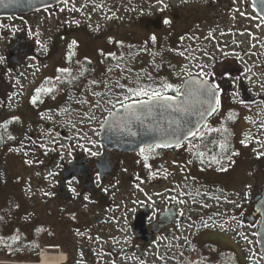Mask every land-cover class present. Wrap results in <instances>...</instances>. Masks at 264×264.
<instances>
[{"label": "flooded vegetation", "instance_id": "af4514ba", "mask_svg": "<svg viewBox=\"0 0 264 264\" xmlns=\"http://www.w3.org/2000/svg\"><path fill=\"white\" fill-rule=\"evenodd\" d=\"M78 1L80 0H70L53 9L39 11L29 16L0 18V57L3 58L0 60V101L4 104H7V100L19 101L17 110L21 116L17 117L18 120L11 121V125L15 124L19 130L17 143H24L25 147H30L29 155L35 153L41 156L46 164H60L58 175L49 188L48 198L44 202L37 200L40 197V190L34 189L30 190L32 196L28 198L22 195V200L17 201L10 195L6 202H13V206L21 204L24 213L28 210L46 212L41 221L36 220L37 225L48 224L49 213L52 224L56 226L65 225L71 229H78L80 227L77 225L81 224L86 228H94V232L89 233L88 237L102 243L99 250L101 259L111 258L112 262H115L114 260L118 261L120 258L121 251H126V248L119 247L120 242L115 248L117 251L111 250L113 246L110 247L109 241L115 240L117 229L103 225L106 223L103 221L98 227V221L103 218L102 213L118 210L119 207L114 205L115 201L112 200L117 185L123 187L134 179V186L139 187L135 191L141 190L149 195L147 202L140 203L141 207L133 213L127 229L128 239L132 241H126L127 250H132V246L137 244L146 249L157 240L168 239L173 232H177L183 214V206L177 200L178 198L183 200L185 197L180 183L185 177H196L193 167L201 173L198 177L204 176L203 172H206L199 166L198 162L201 163V159L196 152L206 143L203 134L225 133L239 128L247 132L264 133V87H261L264 83V22L255 12L250 0H159V2L114 0L115 9L123 10L129 15L127 18L124 17V23L114 18L113 21L117 25L111 31H107L110 33H105L100 38H94L95 35L90 38L91 35L86 32L88 24H84L80 31L70 30L61 25V28L47 30L46 34L51 37L50 43L44 44L43 40L39 39L45 35L42 32L45 33L47 21L43 16L57 14L62 7L74 8ZM94 2L96 4L98 0ZM105 2L103 4H106ZM38 18L42 19L38 21ZM56 25L60 27L59 24ZM134 32H146L145 38L150 40L151 46L157 43L160 37L162 43L167 44L166 50L177 49L180 54L179 61L182 64L186 61L182 68L186 65L191 66L190 73L193 78H198L202 71L211 73V76L205 78L220 86L218 111L206 121L195 138L180 147L164 150L154 146L144 148L143 152L138 150L134 153H125L107 150L100 142L105 119L110 112L121 108L117 99H123L125 89L120 90L118 84L132 87L137 84L146 85L145 81H137L136 67L138 63L150 64L144 67L145 79L152 63L147 59L143 62L122 60L129 57L125 48L129 50L135 45L132 44L136 42ZM186 32H189V35H186ZM204 32L209 33L205 36ZM210 32H222V35L217 38ZM110 36L115 38L117 36L124 43L122 45L119 42L117 51L108 43ZM153 36L156 37L154 43L151 39ZM186 40L189 42L185 45ZM72 41L81 45L89 42L88 44L98 45L101 49L94 48L90 52V48L81 46L76 50L77 44L73 45ZM39 47L40 50H45L44 55L39 54ZM71 48H74L76 53L82 51L84 55L94 58L102 54L106 57L117 55L119 59L113 63L82 58L67 61L65 56L70 54ZM66 53L68 54L65 55ZM189 61L194 63L189 64ZM171 63H179L178 58ZM173 65L170 64L168 67ZM37 66L40 71L35 74L32 69ZM61 69L68 71L61 72ZM181 70L182 75L178 80L172 70L164 72L162 78L174 87L181 86L188 79V74ZM25 73L32 75L27 82H24L28 78L24 76ZM138 77L142 78V75ZM48 88L50 91L47 92ZM37 89L41 91L37 93ZM165 94L175 95V92L170 89ZM33 97H37L36 103L32 102ZM47 112H53L54 117L48 120L40 118ZM240 121L242 126L239 125ZM91 129L97 133V142L91 143L94 148L81 141ZM42 132L49 133L58 141L50 145L51 150L48 152L43 150L47 145H42ZM220 145L221 142H215L211 152L216 150L220 153ZM85 149L98 154L92 156ZM189 159L190 162H187ZM258 161L259 168L256 171L259 173V181L254 186V198L263 194L264 186V155L261 159L258 158ZM228 166L220 169L219 173L228 170ZM182 168L186 170V176H183ZM132 174L141 179L142 183H137L136 177ZM44 175L36 176L37 183L43 186L47 180ZM155 176L161 177L159 181H148ZM169 178L176 182H169ZM214 180H217V176L212 174L211 177L199 181L212 186L216 184ZM207 181L214 183L208 184ZM222 181L223 184L220 186L224 188L223 193L230 194L231 190L227 189L226 181ZM149 190L160 191L162 196L173 195L175 198L164 204L165 206L162 205L161 211L156 212L153 209V197L160 195L159 192L150 195ZM193 196L197 198L198 195L194 193ZM24 201L26 205L23 204ZM253 207L254 205L251 213ZM126 211L128 207L124 213ZM144 214L147 216L146 230L139 236L135 224L137 218ZM246 217L248 215L244 218ZM258 219L259 217L256 221ZM91 221L95 222V226L91 225ZM182 235L185 241L187 239L185 233ZM70 259L71 256H67L65 264H68Z\"/></svg>", "mask_w": 264, "mask_h": 264}, {"label": "rangeland", "instance_id": "374dc122", "mask_svg": "<svg viewBox=\"0 0 264 264\" xmlns=\"http://www.w3.org/2000/svg\"><path fill=\"white\" fill-rule=\"evenodd\" d=\"M86 1H78L75 7L71 9L59 8V12L54 15L45 14L43 17L47 22H45V33L42 32L45 35L40 36L39 39L43 40L44 44H49L51 37L46 33L50 29L54 30L64 25L70 30L77 29L80 31L85 26L84 24H88L86 32L91 35L89 36L90 38H93L92 35H95L94 38H100L105 33H110L107 31H111L117 25L113 21L114 18L116 21L119 19L118 22L124 23V17L127 18L129 15L123 10L117 11L114 6V0H107V2L98 0L96 4H94L96 0ZM103 2L106 4H103ZM61 12H63L62 15H60ZM72 18L75 20H72ZM41 19L38 18V21ZM56 24H59L58 26L60 27H57ZM207 33L209 32H204L203 34L206 36ZM146 34V32H134L133 35H136V42H132V44L135 45L129 50L125 48L129 57L126 59L122 58V60L131 59L134 62L135 60L143 62L147 59L152 63L147 70L149 74H146L147 77L144 79V67L150 64H144V62L139 64L137 62V74L138 76L142 75V78L137 76V81H145L147 86L159 88L166 83L164 78H162V74L168 70L174 72V77L177 80L182 75L181 69H183L185 74L192 72L190 65L182 68L186 61L183 64L179 61L180 54L177 49L166 50L167 44L162 43L160 37H158L157 43L155 42L151 46L150 40L145 38ZM154 34L156 33L154 32ZM210 34H214L215 37L219 38L222 32H210ZM186 35H189V32H186ZM186 41L185 45L189 42ZM119 42L122 45L124 44L122 39L117 36L116 38L114 36L108 38V43L116 51ZM88 43L82 45L76 43V50L81 46H87V48H90V52L94 48L101 49L98 45L95 46ZM38 49L40 50V47ZM71 50H69V55H67L68 53L65 54L67 55L65 56L67 61H76L82 58L100 62L105 60L113 63L119 59L117 55L106 57L102 54L94 58L93 56L84 55L82 51L76 53L74 48H71ZM44 52L45 50L41 49L39 54L44 55ZM105 52L106 50L103 51V53ZM177 58L179 63H171L176 61ZM193 63L189 61V64ZM170 64L174 65L168 67ZM32 71L38 74L40 69L37 66ZM24 76L28 77L24 81L27 82L32 75H26L25 73ZM148 77L149 79H147ZM11 79H13L12 76ZM19 82H21L20 79ZM119 88L120 90L122 89L121 87ZM48 90L49 88L47 92ZM18 107V100H7V104L0 101V264H39L40 258L38 256L43 250H48L52 254L63 252L67 256H71L72 259H70L68 264H264L256 235L259 219L256 226H251L245 222L244 218L246 215L248 217L251 215V209L254 205V186L259 181V173L256 171L259 168L257 161L258 158L261 159V156L264 155L263 132L253 133L239 128L225 133L203 134L206 137L204 138L206 143L196 152L201 159V163L198 162L199 166H202L207 173L203 172L204 176L198 177L201 173L198 172L197 168L193 167L196 177L192 176V178H189V176L182 180L180 184H182L184 189L183 194L185 197L183 200L182 198L177 200L183 201V203H180L183 206V214L177 232H173L168 239L157 240L146 249L137 244L134 247L132 246V250H127L126 241H132L128 239L127 230L132 215L137 208L141 207L140 203L147 202L149 195L141 190L135 191L139 187L134 186V179L123 187L122 185H117L115 188L116 193L115 196L113 195L112 200L115 201L113 204L119 207L117 208L118 210L116 212L109 210L102 213L101 216L103 218L98 221V227L101 226L103 221L106 222L103 225H109L117 229L115 240L109 241L110 247L113 246L111 250L117 251L115 248L120 242L119 247L125 246L126 248V251H121L122 254L118 261L114 260L115 262H112L111 258L101 259L99 250L102 243L88 237L89 233L94 232V228H86L81 224L77 225V227H80L78 229H71V227H65V225L56 226L52 224L49 213H47L48 224H43L44 226H42L39 223L40 225H37L36 220L41 221L46 212L28 210L27 213H24L23 208L20 206L21 204L19 205L18 203L13 206V202H6L8 201L7 197L10 195L17 201L22 200V195L27 196V198L30 197L32 196L30 191L32 189L40 190V197L37 200L44 202L48 198L46 193L53 185L60 169V164H46V161L41 156L35 153L32 154L33 156L29 155L31 154L29 152L30 147H25L24 143H17L19 130L15 124L11 125V121H16L18 120L17 117L21 116L17 110ZM14 110L17 111L13 113ZM53 117V112H47L40 116L43 120L52 119ZM69 118L71 119V117ZM239 123L242 126V121ZM2 126L5 127L2 128ZM92 130L87 132L86 138L80 139L83 143L90 145V147H93L91 143L97 142V133ZM42 133V145H47L45 148L43 147V150L48 152L51 150L50 145L58 141L49 133ZM28 138L29 135H27ZM217 141L221 142L220 147L223 146L221 147V152L218 153L214 150L212 153L211 148ZM241 141H245V143H241ZM19 146L24 148L18 149ZM25 151L27 154H23ZM27 161H32V163ZM180 162L183 163L184 161ZM187 162H190V159ZM227 165H229L228 170L220 174V169L227 167ZM49 173H53V175H49ZM182 173L183 176L187 175L186 170L183 168ZM212 174L217 176V180H214L216 184L208 186L205 182L199 181L203 178L211 177ZM42 175L47 177V180L43 183L44 186L36 181V176L41 177ZM132 175L136 177L134 174ZM159 178L161 177L155 176L148 181H159ZM170 180L169 178V182H176ZM222 180L226 181L227 189L231 190L230 194L226 195L223 193L224 188L220 186V184H223ZM135 181L139 184L142 183V180H139L138 177L135 178ZM214 182L207 181L206 183L213 184ZM194 190H198L197 193ZM157 192L160 195V191ZM157 192L149 190L150 195H154ZM192 193L197 194V198ZM153 198V209L158 212L162 210V205L175 197L173 195H154ZM23 204L26 205V202L24 201ZM126 207H128V211L124 213ZM198 208L199 210H197ZM56 214L60 216L59 213ZM61 215L63 217L64 213ZM91 225L95 226V222L91 221ZM182 233H185L187 238L185 241ZM126 252L133 254H126Z\"/></svg>", "mask_w": 264, "mask_h": 264}, {"label": "water", "instance_id": "95a60500", "mask_svg": "<svg viewBox=\"0 0 264 264\" xmlns=\"http://www.w3.org/2000/svg\"><path fill=\"white\" fill-rule=\"evenodd\" d=\"M250 1L255 12L264 22V0ZM62 3H64V0H0V18L29 16L39 11L55 8ZM181 91L183 93V89ZM180 99H184L183 94L180 96ZM139 107L137 106V108ZM213 114L205 115L203 119L198 115H191L186 118L191 120L189 127L195 125L196 128L194 130L198 129L199 132ZM176 117L177 113L171 109L167 111L154 110L152 112L142 110L138 111L137 116L133 117L129 122L128 113L121 107L113 112V115H108L105 119L101 128L100 142L107 150H118L125 153H134L144 148L149 149L157 144L169 145L158 147L159 149L177 148L194 137L187 136L185 138L182 134H178L180 135V139L179 142L177 141L172 135L175 124L171 123ZM113 121L115 123H112ZM109 123H112L111 127H109ZM124 123H127V127L123 126ZM253 204L254 211L249 217L245 218V221L247 224L254 226L256 218H260L256 235L258 247L264 262V186L263 194L257 196L253 200ZM146 219L147 216L145 214L137 218L135 226L139 236L140 234L143 235L146 230Z\"/></svg>", "mask_w": 264, "mask_h": 264}, {"label": "snow or ice", "instance_id": "6c2138e0", "mask_svg": "<svg viewBox=\"0 0 264 264\" xmlns=\"http://www.w3.org/2000/svg\"><path fill=\"white\" fill-rule=\"evenodd\" d=\"M64 3H67V0H64ZM165 23H168V21H165ZM151 39L154 43L156 37L153 36ZM72 44L75 45L76 41H72ZM0 59L3 58L0 57ZM60 71L66 72L68 70L61 69ZM249 71H251V69H249ZM211 75V73H204L202 71L198 74V78L194 79L192 74L189 73L188 79L184 82V84L177 87H174L172 84L168 83L162 84L159 88L139 84H137L135 87L118 84L119 87L125 89V95L123 96V99L118 98L117 103H119L120 106L128 113L129 122L133 117L137 116L138 111L146 110L147 112H152L154 110L167 111L171 109L173 112L177 113V117L171 121L172 124H175V128L172 130V135L177 139L178 142L180 139V135L178 134H182L185 138L187 136H192L195 138L198 134V129L194 130L196 128L195 125L189 127L191 120L187 119L186 117L198 115L201 119H203L205 115H211L212 113L218 111L220 106V86L218 84L211 83L205 78L206 76ZM261 87H264V83L261 84ZM169 89L173 90L175 95H166L165 92ZM181 89H183V93ZM40 91V89H37V93ZM182 94L184 96L183 100L180 99ZM32 102L36 103L37 97H33ZM137 106L140 107L137 108ZM113 107H115V105H113ZM109 115H113V113L110 112ZM93 118L94 117H89V119ZM112 123H115V121ZM112 123H109V127L112 126ZM197 123H199V121H197ZM123 126L127 127V123H124ZM241 143H245V141H241ZM162 146L166 147L169 145H156V147ZM177 146H179V144H177ZM85 150L88 151L92 156L98 154L91 152L90 149ZM143 151L144 149H141V152ZM27 162L32 163V161ZM49 175H53V173H49ZM73 191H75V189H73ZM85 199H87V197H85ZM181 203H183V201H181Z\"/></svg>", "mask_w": 264, "mask_h": 264}, {"label": "bare ground", "instance_id": "6f19581e", "mask_svg": "<svg viewBox=\"0 0 264 264\" xmlns=\"http://www.w3.org/2000/svg\"><path fill=\"white\" fill-rule=\"evenodd\" d=\"M67 255L63 252L58 254L49 253L48 250H43L40 256L39 264H65Z\"/></svg>", "mask_w": 264, "mask_h": 264}]
</instances>
